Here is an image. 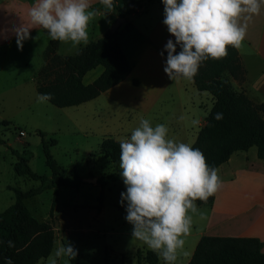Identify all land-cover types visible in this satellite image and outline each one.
Wrapping results in <instances>:
<instances>
[{
	"label": "rangeland",
	"instance_id": "obj_1",
	"mask_svg": "<svg viewBox=\"0 0 264 264\" xmlns=\"http://www.w3.org/2000/svg\"><path fill=\"white\" fill-rule=\"evenodd\" d=\"M147 7L148 12L140 13L138 18L145 20L148 30L158 36L161 27L158 21H161V16L164 15V8L159 3ZM42 65L43 58L37 55L35 44L28 41L23 42L22 49L18 48L17 44H9L0 51V135L4 140L0 142V211L15 200L14 191L10 186L27 190L40 185V181L16 173L14 164L18 160V154L28 158V164L34 172L50 176L38 133L41 131L46 139L54 138L57 141L50 147L55 160L63 166L67 174L77 171L82 183L78 188L59 187L52 215V188L24 200L25 206L35 218L40 221L48 220L54 229L53 248L38 264H51L49 258L63 242L70 243L78 250V264H105L106 250L112 264H137L136 250L144 252L149 248L141 241L133 239L132 225L125 219L127 204L125 202L121 205V193L126 191L123 181L111 182L101 187L83 179L98 177L116 169L115 163L98 153L100 142L105 137L116 140L129 137L128 131L135 128L138 118L128 120L121 107L112 102L105 103V106L111 109L110 113L98 112L102 107L98 101L101 99L69 107H58L50 102L39 103L34 76ZM247 78L249 82H253L256 79L255 72H249ZM260 81L254 84V88L260 85ZM242 83L243 81L237 82ZM237 84L234 82L235 89ZM260 86L264 88V83ZM258 92L256 101L264 97L262 91ZM169 94L168 90L161 99L162 109L159 114L155 113V116L159 115L161 119L167 120L177 117V120H180L182 115L176 111L178 108L169 98ZM200 94L201 102L197 104V108L200 115L205 117L213 99L207 92ZM203 122L204 119L201 124ZM193 129H197V126ZM20 131L24 134L20 135ZM255 153V146L247 151L235 152L231 165L238 171L234 175L221 176V181L226 184L220 186L218 195L220 205L226 204L227 212L234 209L232 204L227 203L236 199L239 203L253 197L264 201V161L260 159L262 162L254 167V173L241 170L243 156L252 158ZM192 216L196 218L198 214ZM227 224L234 226L233 222ZM200 228L193 220L190 233L198 232ZM227 228L228 232L236 231L230 229L232 227ZM191 236L184 238V250L188 255L191 250L186 246L190 245ZM188 255H181L178 264H183ZM66 260L71 264L67 257L59 259L58 264H65ZM141 264L148 263L142 259ZM157 264H164V261L159 257Z\"/></svg>",
	"mask_w": 264,
	"mask_h": 264
},
{
	"label": "clouds",
	"instance_id": "obj_2",
	"mask_svg": "<svg viewBox=\"0 0 264 264\" xmlns=\"http://www.w3.org/2000/svg\"><path fill=\"white\" fill-rule=\"evenodd\" d=\"M101 2L112 7V0ZM162 3L163 23L175 38V42L169 39L165 45L164 72L171 80H192L205 61L220 60L227 56L229 47H241L249 22L260 14L264 0ZM27 15L28 23L16 30L21 49L34 28L45 30L53 41L70 42L73 47L87 44L88 26L97 13L91 9L90 0H35ZM52 99L50 93L37 96L39 103ZM215 119H222V114L217 113ZM168 132L166 125L153 126L148 119H142L130 137L120 139L119 168L126 188L121 193V205L127 204L125 219L132 225L133 239L145 244L164 264H178L181 255H188L184 238L191 232L192 214L205 218L194 202H207L222 181L218 169L207 164L199 149L169 138ZM76 255L74 247L67 243L49 259L51 264H58L59 259L72 260Z\"/></svg>",
	"mask_w": 264,
	"mask_h": 264
},
{
	"label": "trees",
	"instance_id": "obj_3",
	"mask_svg": "<svg viewBox=\"0 0 264 264\" xmlns=\"http://www.w3.org/2000/svg\"><path fill=\"white\" fill-rule=\"evenodd\" d=\"M151 2L153 0H112L117 16L125 19L123 28L129 27L128 17L131 14ZM119 28L114 32L106 30L102 36L80 46L70 55L57 54L58 41L50 40L44 50L45 62L34 76L37 92L52 94L50 103L55 106L69 107L94 99L124 80L131 65L118 41ZM179 51L177 46V54ZM227 52L225 58L205 61L193 78L196 89L208 92L213 102L192 146L203 153L210 167L215 168L226 162L234 152L247 151L253 146L256 147L257 157L264 158V103H254L243 90L235 89L231 79L244 81L245 69L237 48L229 47ZM163 56L167 60L164 50ZM97 65H102L103 71L91 83H83V75ZM217 113L222 114V119H215ZM38 133L50 176L34 172L28 158L18 154L14 164L16 173L38 180L40 185L27 190L9 187L14 191L15 200L0 211V264H38L53 248L54 229L51 223L35 218L24 204L26 198L52 188V215L59 187L78 188L82 183L77 171L67 174L51 154L50 147L57 143L56 139H46L43 132ZM3 141L0 135V142ZM119 141L106 138L99 145L98 153L117 165L114 171L97 177L96 183L101 187L123 181L119 168ZM100 195L102 198L103 191ZM213 199L214 195L207 202H195L210 204ZM66 244L63 242V245ZM75 250L77 255L70 260L71 264H78V250ZM136 259L137 264H141L142 259L148 264H157L159 256L149 249L144 252L137 249ZM105 264H112L107 250ZM186 264H264L262 242L253 236L202 235Z\"/></svg>",
	"mask_w": 264,
	"mask_h": 264
},
{
	"label": "crops",
	"instance_id": "obj_4",
	"mask_svg": "<svg viewBox=\"0 0 264 264\" xmlns=\"http://www.w3.org/2000/svg\"><path fill=\"white\" fill-rule=\"evenodd\" d=\"M34 2L35 0H0V51H3L9 44H17L16 30L23 24L28 23L27 12ZM153 3H159L164 8L162 0H153L150 4H143L136 13L128 17L129 27L119 28L118 41L131 65L128 75L118 84L101 92L96 98L82 104L101 99L98 100L102 104V107L98 109L100 113L111 112V109H108L105 103L118 104L122 109L123 115L128 120L134 117L138 118L135 128L139 126L142 119H148L153 126L156 124L166 125L169 129V138L192 145L199 128L205 122V117L200 115L197 104L201 102L200 92L206 91H198L193 79L171 80L164 72L166 59L161 53L169 39L175 40L163 23L164 15L161 16V21H158L159 26H161L158 36L148 30L145 20L138 18L140 13L146 11V14L148 12L147 6ZM90 4L91 9L97 15L90 21L88 26L89 41L102 36L106 30H110V26L117 18L113 3L111 8L106 7L101 0H90ZM30 40L33 41L30 42ZM50 40L45 30L34 28L30 30L29 38L25 41L35 44L36 53L39 58H43L44 64V50ZM82 45L84 44L80 46ZM80 46L73 47L70 42L62 43L58 41L56 53L63 56L70 55L75 53ZM237 51L245 69V79L242 84H237L238 81L231 79L233 86L234 82H236L238 85L237 90H243L254 103H264V97L262 100L256 101L258 91L264 93V88L260 86L264 83V4H262L260 14L253 17L249 22L246 38ZM102 71V65H97L88 70L83 75V83H91ZM249 72H255L256 79L253 82L248 81L247 75ZM259 81L260 85L254 88V84ZM168 90L170 91L169 98L178 108L176 111L182 115L180 120H177V117L174 120H167L161 119L159 115L158 117L155 116L157 115L155 113L159 114L162 109L161 99ZM202 119H204V122L201 124ZM193 121H198V123L194 124ZM194 126H197V129H193ZM135 128L128 131L129 137ZM106 138L112 137L103 139ZM234 154L235 152L226 162L217 167L220 179L222 175H234L238 171L231 165ZM243 158L241 170L247 173L256 172L254 167L262 162L256 153L252 158H248L247 155H244ZM262 160L264 161V158ZM224 184L226 183L222 182L221 186ZM247 199L241 203H239L238 199L227 203L234 206V209L229 212L225 208V202H223L224 206L220 205L218 191L214 194V199L210 204H197L194 202L199 209H202L200 211L204 213L205 218L201 219L199 214L198 218H193L201 228L198 232L189 234L192 235L189 241L190 245L186 247L187 249L190 248L191 251L183 264H186L190 259L196 243L202 235L257 237L261 240L262 250L264 251V201L258 197ZM204 207H207L206 210H203ZM228 222H233L234 226H229ZM227 227H232L230 229L236 231L234 233L228 232L229 229Z\"/></svg>",
	"mask_w": 264,
	"mask_h": 264
},
{
	"label": "water",
	"instance_id": "obj_5",
	"mask_svg": "<svg viewBox=\"0 0 264 264\" xmlns=\"http://www.w3.org/2000/svg\"><path fill=\"white\" fill-rule=\"evenodd\" d=\"M125 22V19L117 16V18L114 20L113 24L110 26V31L114 32L116 31L121 24ZM84 181L91 182V183H96L97 182V177H90V178H85L83 179Z\"/></svg>",
	"mask_w": 264,
	"mask_h": 264
},
{
	"label": "built area",
	"instance_id": "obj_6",
	"mask_svg": "<svg viewBox=\"0 0 264 264\" xmlns=\"http://www.w3.org/2000/svg\"><path fill=\"white\" fill-rule=\"evenodd\" d=\"M24 134L23 131H20V135Z\"/></svg>",
	"mask_w": 264,
	"mask_h": 264
}]
</instances>
